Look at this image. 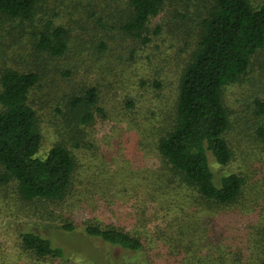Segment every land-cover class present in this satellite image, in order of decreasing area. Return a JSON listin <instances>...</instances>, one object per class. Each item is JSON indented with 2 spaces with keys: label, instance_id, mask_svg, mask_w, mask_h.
<instances>
[{
  "label": "rangeland",
  "instance_id": "374dc122",
  "mask_svg": "<svg viewBox=\"0 0 264 264\" xmlns=\"http://www.w3.org/2000/svg\"><path fill=\"white\" fill-rule=\"evenodd\" d=\"M204 1L166 0L148 24L151 42L144 47L121 43L118 37L117 23L129 12L126 0H40L30 22L0 19V74L4 69L40 74L29 100L42 136L39 156L60 144L75 163L68 196L55 204L21 200L14 182L1 179L0 166V264H136L145 259L86 236V225L118 227L139 238L150 264L258 263L264 140L251 131L248 118L253 100L264 101V46L243 81L222 90L232 160L212 168L243 179L236 204L213 209L197 200L192 189L173 185L156 150L173 116L182 70L195 49ZM250 2L256 7L261 0ZM49 23L66 32L67 52L58 59L35 49L36 34ZM156 27L160 32L154 35ZM90 88L103 112L91 110L92 120L83 124L68 100ZM66 223L73 225L72 233L60 229ZM180 226L182 244L191 255L169 251L162 242ZM21 232L49 238L63 258H33L19 245Z\"/></svg>",
  "mask_w": 264,
  "mask_h": 264
},
{
  "label": "trees",
  "instance_id": "16d2710c",
  "mask_svg": "<svg viewBox=\"0 0 264 264\" xmlns=\"http://www.w3.org/2000/svg\"><path fill=\"white\" fill-rule=\"evenodd\" d=\"M165 1L126 0L129 12L116 27L121 43L129 41L140 47L149 44L148 24L160 14ZM39 3L40 0H0V19L30 22ZM205 3L198 17L195 49L179 78L173 116L158 137L156 150L169 170L172 184L192 189L197 200L214 209L236 204L242 192L243 179L238 173L222 176L212 167L230 165L232 160L226 139L229 120L222 90L243 81L252 59L264 46V0L256 7L250 0H206ZM159 32L160 27H156L154 35ZM65 36L61 27L46 24L36 34L35 49L49 59L61 58L67 52ZM39 84L40 74L33 70L4 69L0 74V166L4 171L1 179L14 182L19 198L25 202L55 204L68 196L75 163L69 150L60 144L39 156L42 136L36 111L29 102ZM153 86L160 88L158 82ZM127 104L133 106L130 101ZM68 105L83 124L92 120L91 110L100 115L103 112L96 106L94 88L70 98ZM248 121L255 136L264 140L263 100H253ZM60 229L72 233L74 227L66 223ZM83 230L86 236L138 258L144 255L145 259H139L136 264H150L144 243L122 229L86 225ZM261 234L262 245L255 252L257 264H264V231ZM184 236V228L176 227L162 242L168 250L178 255L188 251L187 255L190 248L182 244ZM18 240L21 249L33 258L53 261L63 258L62 250L40 234L21 232Z\"/></svg>",
  "mask_w": 264,
  "mask_h": 264
}]
</instances>
